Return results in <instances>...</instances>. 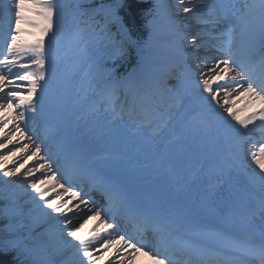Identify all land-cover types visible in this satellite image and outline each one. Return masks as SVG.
<instances>
[{"label":"snow or ice","instance_id":"obj_1","mask_svg":"<svg viewBox=\"0 0 264 264\" xmlns=\"http://www.w3.org/2000/svg\"><path fill=\"white\" fill-rule=\"evenodd\" d=\"M124 7L125 0L88 9L82 7V0H12V6L5 7L10 23L0 41V49L6 48L0 51V94L7 97V104L14 110L15 122L0 134V149H7L0 151V183L12 186L0 206V254L15 252L20 264H61L57 257L67 246L82 257L77 264H94L92 240L77 234V225L94 214L103 227L93 240H102L106 250L126 246L131 249L129 255L143 253L153 264H264V139L247 144L256 122L264 129V0H176L177 11L169 6L167 21L171 55L181 73L175 78L176 84L164 81L168 91L176 93L170 107L180 103L182 94L196 90L202 114L211 117L216 134L231 145L234 168L251 169L249 179L258 193L259 225L254 214L246 221L212 226L194 211L141 207L135 199L132 178L121 172L102 174L69 135L57 136L56 159L37 138L25 135L33 115L51 116L62 97L60 89L68 87L67 78L58 82L57 74L62 60L58 47L67 34L69 16L88 25L102 39L115 29V38L121 44L119 54L135 48L138 65L143 63L141 45L119 14ZM159 9L160 5L154 3L149 10L150 37ZM180 13L185 19L179 18ZM89 20L96 24H88ZM200 24L211 25L212 30L197 31L189 37L187 29ZM23 26L37 29L38 37L21 41ZM190 45L194 52L187 51ZM81 71L87 73L83 66ZM119 83H113V89ZM242 100L246 101L243 107L233 106ZM6 122L0 116V127ZM16 133L19 137L13 141ZM5 141L14 145L31 143L32 162L26 155L28 143L18 152L15 146L8 148ZM9 156L14 157L10 167ZM73 178L101 189L104 201L118 204L144 226L145 232H152L158 247L122 234L120 220L108 215L103 202L76 187ZM109 230L116 233V239L101 234Z\"/></svg>","mask_w":264,"mask_h":264},{"label":"bare ground","instance_id":"obj_2","mask_svg":"<svg viewBox=\"0 0 264 264\" xmlns=\"http://www.w3.org/2000/svg\"><path fill=\"white\" fill-rule=\"evenodd\" d=\"M6 4L9 7H11V5L9 3H6ZM172 11H177L176 5H173ZM179 18L181 20L185 19V14L180 13ZM12 20H14V17H13ZM165 22L167 24H169L167 20H165ZM4 23H7V22L4 21ZM161 26H162V24L157 25L155 27V29L153 30L152 34H151V39H150L151 40V48H150L151 52L148 55L149 60H148L147 64L143 65V69H142L143 75H145L147 77H150L152 75L153 69H152V67L150 65L151 61H157L160 68L164 67L165 63H166L164 60H160V59L157 60L154 57L156 54H158V52L160 50L157 47V44H159L160 41H162V39H164V38H161L159 36L161 31H162ZM193 26H194L193 31H191L190 33L187 32L189 36L195 34L197 31H201V30L205 31L204 30L205 28L208 31L212 30L211 29V25L200 24V25H193ZM190 46H188V47L190 48ZM190 95L195 96V92L192 91V93ZM6 99H7V97L5 95L0 94V103L4 104V108L0 109V116H3L7 120V122L4 123L2 127H0V134H2L5 131H8L11 128L12 124L15 122V112L7 104V100ZM221 103H223V99L222 98H221ZM244 103H246V101L245 102L242 101L241 103L234 104L233 106L237 107V108H240V107H243ZM109 104L112 107L110 101H109ZM245 112H247V109H245ZM158 117H161V116H158ZM198 124H201L202 129L208 130V134H209V136H211L212 146H214L215 148L220 150L223 142L221 141L219 136L215 134V128L213 127L212 123H209L208 120H202L201 122L199 121L197 123V125ZM253 130H256L255 133L260 134V140L264 139V129H262L259 126V122H256V126H255V128ZM12 131L14 132V129ZM25 135H29V133H26ZM18 137H19V135L13 136L12 137L13 141L16 140ZM24 143H28V151L26 152V155H27L28 161L32 162L33 157L31 155V153H32V151H34V148L32 147V144H30L27 141H22L20 145H14V144H8V145H9V147H14L15 146L17 148L18 147L22 148ZM206 148H207L206 150H209L208 146H206ZM17 151L19 152L20 150L18 149ZM162 155H163V153H161L158 156V158H162ZM220 155H222V154H220ZM117 158L118 157L115 154L109 155V156H107L105 158H102L103 159V160H101L102 161V165L104 167L107 166L109 168H113V169L118 170V171H123L118 166H115V167L113 166L114 165L113 162H115V160ZM162 160L164 161L165 157ZM122 161H123V159H122ZM22 162H24V161H22ZM10 165H11V163H8L9 167H10ZM26 166H30V165L26 164ZM153 166H155V165H153ZM227 166H232V165L230 163H227ZM253 167H255V166L253 165ZM249 170H250V173H251V169H249ZM134 172H132L131 174H133ZM140 172L141 171H136L135 172V178L136 179H139V173ZM233 176L236 179H239V180L242 177L241 174H233ZM28 191H31V189H29ZM150 198L152 199V201H158L160 204H163L165 207H167L169 205V203H166L165 201L162 200L161 196L158 199L157 197L150 195ZM176 201H177V205L180 204V203L184 204L183 203V196H182L181 193H178ZM191 203L194 204L195 202L192 201ZM200 206H202V204H200ZM196 213L200 217H202L201 214H199L198 212H196ZM61 226H63V225H61ZM77 226L79 227V231L77 233L78 235L82 232L83 233V239L92 240V247H91L90 250H92L93 256L96 257V260L94 261V264H99L100 262L102 264H109L110 261H111V264H153V261L149 258V256L144 255L143 253H134L132 255H129V253H131V249H128L126 246L124 248H120L119 246H117L116 249L109 248V249L106 250L104 247H102V245H103V241L102 240H99V241L98 240H93V236L97 232H100V229L103 227V225H98L96 216L94 214H90L89 217H86L85 220L81 221V223L79 225H77ZM112 233L113 232H111L109 230L108 233H101V234L105 235L106 238L116 239L117 238L116 233H113V234ZM68 239H70V238H68ZM78 244H79V242H78ZM96 249H99V251H97ZM121 256L124 257L123 261H121V259H120ZM100 257H103V259H101Z\"/></svg>","mask_w":264,"mask_h":264},{"label":"rangeland","instance_id":"obj_3","mask_svg":"<svg viewBox=\"0 0 264 264\" xmlns=\"http://www.w3.org/2000/svg\"><path fill=\"white\" fill-rule=\"evenodd\" d=\"M5 2H11V6H12V0H0V11L4 14V16H6V20L8 19L9 20V18H8V15L6 14V12H5V7H6V5L4 4ZM156 2H157V4H159L160 5V9H159V11H160V15L158 16V18H157V20H156V23L155 24H157L159 21H164V20H167V15H168V10H169V6H171V9H172V7H173V5H176V0H156ZM89 8H92V7H89ZM180 15V14H179ZM13 17H14V14H13ZM97 20H99V17H97ZM11 22H13L14 23V20H12ZM73 22H74V20L72 19V17L71 16H69L68 17V25H67V34H66V36H67V41H69L70 39L72 40L73 38H74V35H76V32H73V30L71 29L72 28V26H73ZM9 23H10V21L8 22V23H6L5 24V26L7 27V29H8V27H9ZM100 23H103V21H100ZM166 26H168V24H166L165 26H164V28L166 27ZM24 28H25V31L21 34V41H32V40H34V39H36L37 37H38V35H39V32H38V30L37 29H34V28H31V27H27V26H23ZM155 27V25L153 26V28ZM163 28V29H164ZM192 29H194V26H192L191 28H188L187 29V31H190V30H192ZM153 30V29H152ZM165 33H166V29L163 31V37H164V35H165ZM65 36V37H66ZM65 37H64V41H66L65 40ZM113 37V35L110 37L111 39H109L108 40V43L104 46V45H98V46H96V47H94V48H92V46H89V47H91L92 49H94V51H96V52H100V53H102V55H105V56H110L112 53H114V52H117V53H119V49L121 48V44H120V42L118 41V40H116V38H112ZM95 39H97V37L95 38ZM100 47H103V49H99ZM146 46H144V45H141V51H142V53H144V48H145ZM129 48H131V47H129ZM128 48V49H129ZM88 50H89V48H88ZM106 50V51H105ZM132 50L134 51V55L136 56V58H137V60H138V56H137V50L135 49V48H132ZM194 49H190V50H188V52L189 51H193ZM69 51H74L75 52V54L74 55H79V57H82L83 56V47L80 45V44H76V45H72V46H70V49H69ZM114 55H115V53H114ZM105 56H103L102 58H104ZM106 58V57H105ZM140 68H141V66H139L138 68H137V70H138V74H137V76H136V78L138 79V80H140L141 79V77H142V73H141V71H140ZM157 71H160V73H162V72H165L166 71V67L165 68H163V69H158ZM68 73H70L71 71H67ZM68 77L70 78V79H72L71 78V75L70 74H68ZM74 78L75 79H77V75L76 74H74ZM173 81H174V83L176 82V79L174 78L173 79ZM136 84H137V82L134 84L135 86H136ZM140 89H141V87H140ZM84 93L86 94V92L84 91ZM85 105H86V110H85V113H86V115H87V117L89 118V121L86 123V122H83L81 125H80V127H79V125H78V122H77V119L74 121V127L75 128H78L79 130H78V132L80 131V130H85V128L87 127V126H89L90 124H91V115H92V107H93V105H94V101H90V99H86L85 100ZM78 117V116H77ZM76 117V118H77ZM83 118V117H82ZM68 121H70V117H69V119H68ZM81 121V120H80ZM86 134H88V132H86ZM18 135V133H16L14 136H17ZM87 139H90V137H88L87 136ZM5 143L8 145V142L7 141H5ZM8 148H12V147H9V145H8ZM16 149L18 150H20L21 149V147H16ZM0 151H7V149H0ZM14 159V157H12V156H9L8 157V161H7V165H8V163H11L12 162V160ZM19 163H25V162H20L19 161ZM11 166V165H10ZM0 177H2V174H0ZM4 179H6V178H4ZM0 186H1V188H2V190H4V191H6L8 194H10V192H11V187L12 186H8V187H5V185H3L2 183H0ZM83 235V233L81 232L80 234H79V236H82ZM70 239H72V238H70ZM74 242V241H73ZM67 246H65V248H66ZM76 257H78V255H76V252L75 253H70L69 255H67L66 257H63L62 259H61V264H71L72 263V261L76 258Z\"/></svg>","mask_w":264,"mask_h":264},{"label":"trees","instance_id":"obj_4","mask_svg":"<svg viewBox=\"0 0 264 264\" xmlns=\"http://www.w3.org/2000/svg\"><path fill=\"white\" fill-rule=\"evenodd\" d=\"M108 2L112 3L114 0H108ZM148 4L149 1L146 0H125V7L120 10L129 29L137 37L144 34ZM2 205L3 201L0 198V206ZM0 264H20V260L15 252H9L0 254Z\"/></svg>","mask_w":264,"mask_h":264}]
</instances>
